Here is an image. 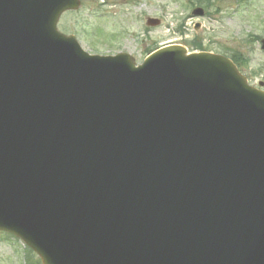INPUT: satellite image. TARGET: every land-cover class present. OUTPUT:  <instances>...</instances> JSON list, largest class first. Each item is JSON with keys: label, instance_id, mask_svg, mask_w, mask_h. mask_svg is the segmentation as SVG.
<instances>
[{"label": "water", "instance_id": "95a60500", "mask_svg": "<svg viewBox=\"0 0 264 264\" xmlns=\"http://www.w3.org/2000/svg\"><path fill=\"white\" fill-rule=\"evenodd\" d=\"M79 6L0 0V231L43 264H264V93L178 46L90 56Z\"/></svg>", "mask_w": 264, "mask_h": 264}, {"label": "rangeland", "instance_id": "374dc122", "mask_svg": "<svg viewBox=\"0 0 264 264\" xmlns=\"http://www.w3.org/2000/svg\"><path fill=\"white\" fill-rule=\"evenodd\" d=\"M80 1L77 11L61 16L58 29L76 36L91 54L128 53L140 64L149 50L170 45L191 48L201 43L227 57L242 53L247 59L243 72L251 85L264 84V0L214 2L215 7L203 17L192 15L194 9L202 8L197 0ZM148 19L159 20L160 25L147 26ZM25 248L20 240L0 233V264H40Z\"/></svg>", "mask_w": 264, "mask_h": 264}, {"label": "trees", "instance_id": "16d2710c", "mask_svg": "<svg viewBox=\"0 0 264 264\" xmlns=\"http://www.w3.org/2000/svg\"><path fill=\"white\" fill-rule=\"evenodd\" d=\"M215 1L218 2V1H223V0H215ZM198 3H199V5L204 6L206 9L209 6H212L211 0H198ZM233 61L238 65L239 68H242V67H244L247 60H246L245 56L241 55L240 53H237L233 57Z\"/></svg>", "mask_w": 264, "mask_h": 264}]
</instances>
